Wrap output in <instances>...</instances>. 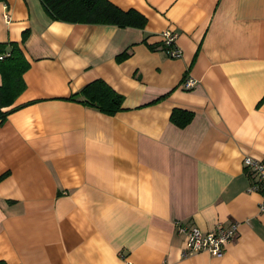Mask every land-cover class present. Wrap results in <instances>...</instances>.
<instances>
[{
	"label": "crops",
	"instance_id": "1",
	"mask_svg": "<svg viewBox=\"0 0 264 264\" xmlns=\"http://www.w3.org/2000/svg\"><path fill=\"white\" fill-rule=\"evenodd\" d=\"M108 1L144 27L0 0V43L29 63L0 124V264H264L261 194L243 168L264 161V0ZM96 79L122 96L114 115L66 99ZM175 108L194 112L184 127ZM177 221L238 231L221 257L182 255Z\"/></svg>",
	"mask_w": 264,
	"mask_h": 264
},
{
	"label": "trees",
	"instance_id": "2",
	"mask_svg": "<svg viewBox=\"0 0 264 264\" xmlns=\"http://www.w3.org/2000/svg\"><path fill=\"white\" fill-rule=\"evenodd\" d=\"M52 20L68 23L115 25L141 29L145 17L135 10H122L108 0H39ZM126 54L117 59H123ZM29 68L19 45L15 42L0 43V124L19 106L11 108L16 97L24 90L23 73ZM66 99L93 107L107 115L121 110L123 98L101 79L87 83L77 93ZM10 107V108H8ZM8 108L6 110H3ZM194 112L175 108L170 121L184 127L193 118ZM4 176V175H3ZM0 176V179L3 177Z\"/></svg>",
	"mask_w": 264,
	"mask_h": 264
},
{
	"label": "built area",
	"instance_id": "3",
	"mask_svg": "<svg viewBox=\"0 0 264 264\" xmlns=\"http://www.w3.org/2000/svg\"><path fill=\"white\" fill-rule=\"evenodd\" d=\"M5 19L9 16L5 13ZM163 51L169 58H178L181 55V50L175 45L176 33L171 30L161 32ZM195 80L191 77L185 78L183 87L190 89L194 86ZM243 168L245 173L251 178V184L248 187L249 192H259L261 200L258 204V211L264 214V161L256 160L250 156L243 158ZM177 232L185 236L182 255L193 254L197 252H207L211 256L221 257L224 253V246L229 241L234 239L238 231V223L230 222L224 225L217 223L213 229L202 232L195 226H185L180 222H175ZM121 258L123 254H119ZM124 264H132L130 261H125Z\"/></svg>",
	"mask_w": 264,
	"mask_h": 264
}]
</instances>
